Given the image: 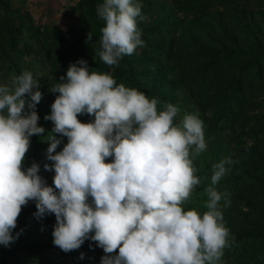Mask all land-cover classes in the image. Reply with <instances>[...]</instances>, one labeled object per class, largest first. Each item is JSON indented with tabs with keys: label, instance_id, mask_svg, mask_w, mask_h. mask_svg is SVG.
Masks as SVG:
<instances>
[{
	"label": "clouds",
	"instance_id": "1",
	"mask_svg": "<svg viewBox=\"0 0 264 264\" xmlns=\"http://www.w3.org/2000/svg\"><path fill=\"white\" fill-rule=\"evenodd\" d=\"M96 12L104 21L97 55L114 69L145 46L137 26L141 5L103 0ZM38 88L30 71L0 84V245L15 242L22 209L34 202L37 217L54 215L52 243L64 253L91 240L104 252L100 264H222L234 238L224 222L231 194L217 185L239 161L214 163L206 211L186 210L208 179L194 163L207 151L198 112L180 117L177 106L90 71L80 59L49 90L58 95L44 117L53 124L44 139L52 162L44 170L54 172L48 186L38 164L24 167L30 138L45 132ZM81 115L92 120L82 123ZM58 136L67 142L57 152Z\"/></svg>",
	"mask_w": 264,
	"mask_h": 264
},
{
	"label": "trees",
	"instance_id": "2",
	"mask_svg": "<svg viewBox=\"0 0 264 264\" xmlns=\"http://www.w3.org/2000/svg\"><path fill=\"white\" fill-rule=\"evenodd\" d=\"M27 1L0 0V78L30 71L38 80L42 99L36 112L45 132L30 138L29 156L52 163L46 159L49 145L44 139L53 124L44 117L53 102L44 98L51 94L55 99L58 94L49 90L70 64L83 59L90 71L110 73L117 83L177 106L180 117L199 113L207 151L194 163L197 174L208 179L193 203L199 212L206 211L203 193L212 165L224 157L238 160L217 185L218 191L231 194L224 222L234 238L222 264H264V0H136L145 46L114 69L97 55L104 21L96 8L103 0H68L73 20L65 29L36 22ZM89 33L92 40L86 42ZM78 119L88 123L92 117ZM58 138L62 143L57 152L67 142ZM32 163L24 161V167ZM39 175L52 186L54 172ZM35 213L34 202L23 207L13 233L19 236L8 247L0 245V264H100L104 252L91 240L69 253L55 247L54 215L41 218Z\"/></svg>",
	"mask_w": 264,
	"mask_h": 264
},
{
	"label": "rangeland",
	"instance_id": "3",
	"mask_svg": "<svg viewBox=\"0 0 264 264\" xmlns=\"http://www.w3.org/2000/svg\"><path fill=\"white\" fill-rule=\"evenodd\" d=\"M27 6L31 16L34 18L36 22L40 24L53 23L59 28L65 29L73 20L68 10L69 9L68 0H28ZM12 79L13 77H9V76L1 77L0 84H10ZM44 100L48 104H51L54 101L51 94L48 95L46 98H44ZM83 123H85V121H83ZM213 145L218 146L215 148L219 150L223 149V146L220 144L213 143ZM31 154L32 151L29 149V151L26 153L25 161H33V163L35 162L40 166V172L43 171L44 164L42 163L43 164L42 166V164L39 161H36L34 158H31L29 156ZM107 162H111V161L109 160ZM196 206L197 204L192 202L190 205H188L186 210H190L192 207L197 208Z\"/></svg>",
	"mask_w": 264,
	"mask_h": 264
}]
</instances>
